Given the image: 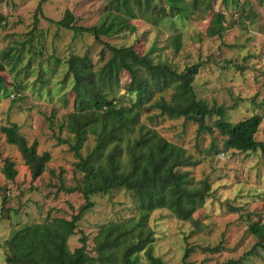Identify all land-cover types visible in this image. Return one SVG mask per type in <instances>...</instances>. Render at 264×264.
<instances>
[{
	"label": "trees",
	"instance_id": "trees-1",
	"mask_svg": "<svg viewBox=\"0 0 264 264\" xmlns=\"http://www.w3.org/2000/svg\"><path fill=\"white\" fill-rule=\"evenodd\" d=\"M46 1H40L38 14L43 15ZM216 1L110 0L99 23L93 26L79 25L69 9L60 20L48 18L77 35H92L103 45L100 63L94 62L88 52L71 54L64 61L61 81L73 93V106L59 125L67 129L70 138L59 137V141L70 144L78 159L76 169L82 174L77 185L66 190L82 193L86 204L71 219L47 217L40 222L13 227L5 242L8 264H170L154 250L157 238L150 225L153 212L167 209L179 220L191 222L197 230L201 219L195 218V214L205 206L213 189L208 177L195 181L185 170L197 161L184 146L160 133L154 125L160 117L184 118L197 123L199 133L213 134L218 130L223 136L222 151L260 150L264 155V142L256 138L264 112L233 122L227 116V107L210 105L206 99L199 98L194 82L203 64L195 63L180 71L167 60H157L154 48L140 53L134 45L111 42L117 35L134 33L133 21L142 19L155 28L173 27L167 47L177 54L183 49V34L177 23H184L196 15L201 18L210 15L205 31L208 37H223L228 29L227 18L225 11L214 8ZM222 3L225 9H239L240 6L238 0H222ZM249 14L251 17L252 12L246 11L245 16ZM7 25L6 16L0 13V27ZM38 25L36 15L33 28L24 40L17 41L19 45L0 50V100L17 98L26 91L28 84H24L23 79L8 81L2 72L10 69L12 73L24 72L26 78L30 76L36 56L44 55V46L36 40ZM26 50L32 54L23 65ZM55 61L60 63L59 58ZM37 80L41 83L42 94L46 88L44 83L48 81L43 78L42 69ZM1 131L7 142L18 148L32 179L41 177L51 160L50 152L39 153L38 141L30 143L16 122L2 126ZM91 137L94 145L83 155L81 151L88 147ZM211 150H217L215 144L208 151ZM2 173L8 180L17 178L18 169L10 157L4 159ZM115 190H127L132 194L133 215L99 226L95 254L90 252L86 234L80 237L81 245L71 249L69 239L78 233L79 221L94 206L92 196ZM6 202L7 196L3 207ZM227 207L231 212L247 216L248 229L257 242L242 256L218 264H250L252 256L264 251V222L261 218L253 219L257 214H244L243 206L228 204ZM202 249L217 253L223 246ZM195 250V246H187L178 264H191L189 257Z\"/></svg>",
	"mask_w": 264,
	"mask_h": 264
},
{
	"label": "rangeland",
	"instance_id": "rangeland-1",
	"mask_svg": "<svg viewBox=\"0 0 264 264\" xmlns=\"http://www.w3.org/2000/svg\"><path fill=\"white\" fill-rule=\"evenodd\" d=\"M40 1L0 0V13L8 21L6 28L0 27V50L19 45L17 41L24 40L33 28L36 15L39 17L36 40L44 46V55L36 56L29 77L26 78L24 72L12 73L10 69L2 72L8 81L23 79L28 87L22 96L0 100V264H8L5 242L13 227L40 222L47 217L71 219L86 204L82 193L66 190L76 186L82 174L76 169L78 159L70 144L59 141V137L70 138L67 129H61L59 125L73 106V93L61 81L64 61L71 54L88 52L94 62L100 63L103 45L92 35H77L48 18L60 20L69 9L79 25L93 26L99 23L110 0H47L43 4V15L37 13ZM238 1L239 9H225L222 0L214 3L217 11L226 14L228 29L223 37L206 35L210 15L205 18L196 15L184 23L178 21L177 27L183 34V49L177 54L167 47L173 27L155 28L142 19L133 21L136 25L134 33L117 35L111 42L134 45L140 53L154 48L157 60H167L180 71L195 63L203 64L194 82L198 97L206 99L210 105H224L228 109V118L237 122L264 112V0ZM245 10L254 16H245ZM31 54L26 50L23 65L28 63ZM57 58L59 64L55 61ZM41 69L43 78L48 80L42 94L41 83L37 80ZM10 122L20 125L30 143L38 141L39 153L49 151L51 154L45 172L36 180L32 179L18 148L8 143L1 131V127ZM154 125L169 140L188 150L197 164L185 170L195 181L208 177L213 189L205 206L195 214V218L201 219L197 230L191 222L179 220L167 209L153 212L150 225L157 238L155 253L170 264H178L186 247L195 246L196 250L189 257L191 264H218L251 250L257 239L248 229L247 216L229 211L227 205L243 206L244 214H257L253 219L261 218L264 222L262 152L222 151L223 136L218 130L213 134L199 133L198 124L184 118L160 117ZM256 138L264 142V121ZM94 142L91 137L88 147L81 153L86 155ZM212 144L216 145V151H208ZM7 157L16 163L18 176L15 180L6 179L2 173ZM5 196L7 202L3 207ZM91 199L94 206L79 221L78 233L70 237L69 245L71 249L80 246V237L86 234L90 252L95 254L99 226L131 217L135 204L127 190L95 194ZM221 244L223 250L217 253L202 249ZM250 260V264H264V251Z\"/></svg>",
	"mask_w": 264,
	"mask_h": 264
}]
</instances>
